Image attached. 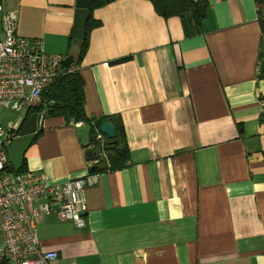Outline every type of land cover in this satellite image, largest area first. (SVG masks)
Returning a JSON list of instances; mask_svg holds the SVG:
<instances>
[{
  "label": "crops",
  "instance_id": "obj_1",
  "mask_svg": "<svg viewBox=\"0 0 264 264\" xmlns=\"http://www.w3.org/2000/svg\"><path fill=\"white\" fill-rule=\"evenodd\" d=\"M204 1L196 28L110 0L77 63L76 0H0L18 36L73 58L87 119L115 117L125 136V166L96 170L89 124L42 120L26 171L86 182L81 228L55 212L36 226L52 264H264V0Z\"/></svg>",
  "mask_w": 264,
  "mask_h": 264
},
{
  "label": "built area",
  "instance_id": "obj_2",
  "mask_svg": "<svg viewBox=\"0 0 264 264\" xmlns=\"http://www.w3.org/2000/svg\"><path fill=\"white\" fill-rule=\"evenodd\" d=\"M17 19L16 12L4 11L0 3V112L21 113L22 120L34 111L42 122L47 106L53 104L42 95L46 87L63 71L78 69L61 67L63 57L45 53L41 40L18 36ZM1 120L0 116V264H52L56 254L40 249L36 226L55 212L61 221L81 228L86 182L49 184L43 175L31 171L8 172L7 149L19 123H9L5 130ZM52 204L57 205L55 211Z\"/></svg>",
  "mask_w": 264,
  "mask_h": 264
},
{
  "label": "trees",
  "instance_id": "obj_3",
  "mask_svg": "<svg viewBox=\"0 0 264 264\" xmlns=\"http://www.w3.org/2000/svg\"><path fill=\"white\" fill-rule=\"evenodd\" d=\"M156 13L164 18L179 17L182 21L188 20L196 28H199L201 22L206 17L207 4L204 0H149ZM106 0H97L92 3L89 11L88 20L86 22V36L81 41L77 63L82 58L87 47L88 32L98 25L92 19L91 11L101 5L106 4ZM264 34V26L261 25ZM261 71L260 75L264 76V42L260 52ZM43 97L53 101V104L47 106L46 117H62L66 123L84 122L89 124V142L85 146L86 158L100 159L95 166L96 170L103 169H119L127 163V147L122 125L115 117H107L100 119H87L84 113V94L83 82L78 71L66 73L63 71L58 75L44 90ZM34 111H28L24 119H27ZM103 122H107L114 127V137L107 139L105 136L99 135L98 129ZM103 155V158H101ZM8 172H13L12 166L8 161L6 165ZM25 162L18 173L25 172Z\"/></svg>",
  "mask_w": 264,
  "mask_h": 264
},
{
  "label": "water",
  "instance_id": "obj_4",
  "mask_svg": "<svg viewBox=\"0 0 264 264\" xmlns=\"http://www.w3.org/2000/svg\"><path fill=\"white\" fill-rule=\"evenodd\" d=\"M97 0H76L74 24L71 31V37L83 40L85 37V26L88 20L89 11L92 3ZM110 1V0H106ZM73 63L71 56L66 57L60 63L61 67L67 68ZM42 122H40L35 113L31 114L27 119L20 120L18 128L15 131L16 136L8 146V160L12 166L13 172H18L21 168L23 157L27 149L32 144L36 135L41 131ZM98 132L107 139L114 137L113 125L103 122ZM95 167L90 170L93 171Z\"/></svg>",
  "mask_w": 264,
  "mask_h": 264
},
{
  "label": "rangeland",
  "instance_id": "obj_5",
  "mask_svg": "<svg viewBox=\"0 0 264 264\" xmlns=\"http://www.w3.org/2000/svg\"><path fill=\"white\" fill-rule=\"evenodd\" d=\"M0 116L2 117L1 123L5 130L8 128L9 123H13L17 125L20 119L22 118L21 113L12 112L9 110L1 111Z\"/></svg>",
  "mask_w": 264,
  "mask_h": 264
}]
</instances>
